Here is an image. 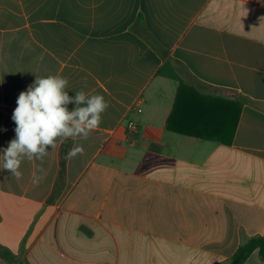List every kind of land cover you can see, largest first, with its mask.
I'll return each instance as SVG.
<instances>
[{
    "label": "crops",
    "instance_id": "crops-1",
    "mask_svg": "<svg viewBox=\"0 0 264 264\" xmlns=\"http://www.w3.org/2000/svg\"><path fill=\"white\" fill-rule=\"evenodd\" d=\"M49 75L109 107L17 180L12 115ZM182 85L238 113L230 145L167 129ZM263 236L264 0H0V264H230Z\"/></svg>",
    "mask_w": 264,
    "mask_h": 264
},
{
    "label": "clouds",
    "instance_id": "clouds-1",
    "mask_svg": "<svg viewBox=\"0 0 264 264\" xmlns=\"http://www.w3.org/2000/svg\"><path fill=\"white\" fill-rule=\"evenodd\" d=\"M69 81L61 75L37 77L17 99L12 120L16 127L15 138L2 150V167L17 180L22 178L19 170L23 159L43 160L49 148H55L57 141L69 138L87 139L93 130L99 128L102 114L109 107L103 95L76 91L74 96L67 90ZM75 107L69 110V105ZM82 145L74 146L68 158L83 155ZM43 169L37 166L32 183L43 179ZM37 173H40L39 175Z\"/></svg>",
    "mask_w": 264,
    "mask_h": 264
},
{
    "label": "trees",
    "instance_id": "trees-1",
    "mask_svg": "<svg viewBox=\"0 0 264 264\" xmlns=\"http://www.w3.org/2000/svg\"><path fill=\"white\" fill-rule=\"evenodd\" d=\"M214 100L211 96L199 93L194 86L182 85L168 119L167 129L173 133L230 145L236 131L238 113L232 118V106L228 108L226 105L224 107L215 105ZM228 112L230 113L229 117ZM215 114L220 115L219 121L214 118ZM64 172L65 157L61 161L60 175H63ZM256 250H259L264 260V236L250 239L244 243L232 257L230 264H244ZM0 255L6 258L11 257L10 253L1 246Z\"/></svg>",
    "mask_w": 264,
    "mask_h": 264
},
{
    "label": "built area",
    "instance_id": "built-area-1",
    "mask_svg": "<svg viewBox=\"0 0 264 264\" xmlns=\"http://www.w3.org/2000/svg\"><path fill=\"white\" fill-rule=\"evenodd\" d=\"M130 127H131L132 129H135V128H136V125H135L134 123H131V124H130Z\"/></svg>",
    "mask_w": 264,
    "mask_h": 264
},
{
    "label": "rangeland",
    "instance_id": "rangeland-1",
    "mask_svg": "<svg viewBox=\"0 0 264 264\" xmlns=\"http://www.w3.org/2000/svg\"><path fill=\"white\" fill-rule=\"evenodd\" d=\"M192 81V80H191ZM193 82V81H192ZM194 83V82H193Z\"/></svg>",
    "mask_w": 264,
    "mask_h": 264
}]
</instances>
